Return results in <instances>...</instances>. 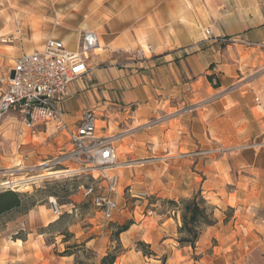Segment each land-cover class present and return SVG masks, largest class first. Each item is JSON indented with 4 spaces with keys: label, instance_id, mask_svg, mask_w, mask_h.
I'll return each instance as SVG.
<instances>
[{
    "label": "crops",
    "instance_id": "0c3cea01",
    "mask_svg": "<svg viewBox=\"0 0 264 264\" xmlns=\"http://www.w3.org/2000/svg\"><path fill=\"white\" fill-rule=\"evenodd\" d=\"M12 14L33 30L25 53L49 38L76 51L82 32L97 35L89 72L59 106L69 129L93 110L98 134L117 136V162L130 163L111 170L119 185L149 191L154 208L197 192L212 203L214 195L222 218L209 231L221 226L222 242H264V0H12ZM30 136L17 133L19 142ZM56 136L68 149L67 136ZM218 147L225 153L213 160ZM164 211L149 229L142 222L120 235L114 264H180L187 253L175 244L179 214ZM20 231L0 234V264H68L71 257L55 256L43 235ZM136 242L153 255L134 250Z\"/></svg>",
    "mask_w": 264,
    "mask_h": 264
},
{
    "label": "rangeland",
    "instance_id": "374dc122",
    "mask_svg": "<svg viewBox=\"0 0 264 264\" xmlns=\"http://www.w3.org/2000/svg\"><path fill=\"white\" fill-rule=\"evenodd\" d=\"M25 21L13 17L12 0H0V95L7 87L13 60L25 53L22 51L24 42L31 38L33 30L26 26ZM210 84L215 87L217 82L211 81ZM155 123V120H151L148 125ZM20 126L19 117L13 113H7L0 119V168L5 170L3 174H0V192L10 190L1 186L8 181L12 183V190L23 196L19 209L0 217L1 235L10 237L19 230H23L18 233L20 237H24L27 233L43 235L44 242L51 245V251L55 256L71 257L67 260L68 264H101L102 259L108 254L118 257L122 253L123 247L119 242L122 233L118 235V230L123 226H129V230L143 222L144 228L149 229V226L153 224L151 218H154L157 213H165L164 210H166L172 217L176 213L179 214L178 231L181 226V211L173 205H168L166 201L169 199L158 202L159 204L154 208L151 204H155L157 199L149 191L132 190V197L127 193V188L130 186L124 187L121 184L123 194L118 199L117 209L111 218L105 219L102 213L92 205L90 197H84L83 190L80 189L81 186L86 188L93 185L95 193H101L103 189L100 185H104L102 179L98 177L93 183L89 176L63 172L64 167L75 170L76 166L71 164L56 166L52 170L47 168L45 162L58 157L65 150L62 140L53 133V127L47 133H44L45 127H40L25 142L21 140V143L17 138ZM210 153L213 160H217L225 152L218 147ZM40 164L44 166L41 167ZM117 164V166H126L130 163L117 162ZM44 170L61 173L56 176H42L47 172ZM106 174L114 175L115 173L108 171ZM135 193H145L146 196L136 197ZM200 196L202 197L201 194ZM209 196L213 200L212 203H208L202 197L210 207L208 213L212 211V208L214 209L215 204H218L214 195ZM50 198L55 199L60 208L59 216L51 212L48 203ZM35 210L36 213L33 214ZM232 215L233 212L224 211V216L227 218ZM213 218L222 217L213 210ZM220 227L218 225L216 230L209 231L211 229L208 226L200 225L194 248L181 246L177 242L180 236L176 231L175 244L181 249L185 247L184 251L187 253L184 259L178 257L180 264H264L259 253L261 248L264 249V242L247 240L240 245L235 242H222ZM238 230L240 234L248 232L245 228H238ZM258 245L261 246L260 249H257ZM133 249L143 250L144 253L150 252L144 246H139L137 242L133 244ZM234 250L246 251L249 254L241 260H234L227 254L223 255L224 252L229 253Z\"/></svg>",
    "mask_w": 264,
    "mask_h": 264
},
{
    "label": "built area",
    "instance_id": "2783aa9c",
    "mask_svg": "<svg viewBox=\"0 0 264 264\" xmlns=\"http://www.w3.org/2000/svg\"><path fill=\"white\" fill-rule=\"evenodd\" d=\"M205 33L209 35L208 30ZM215 39L223 43L228 41L226 38ZM98 47L96 34L82 32L76 51L66 49L58 39L49 38L41 48L17 56L13 60L7 87L0 95V119L7 113L18 116L22 126L18 130L19 135L25 130L34 135L38 128L50 125L55 134L66 135L68 149L45 162L47 168L52 170L56 166L71 164L76 169L68 170L64 167L63 172L89 176L93 183L100 177L104 183L100 185L103 189L101 193H95L93 185L86 188L81 186L80 189L83 190L84 197H90L92 205L104 218L109 219L116 211L118 199L123 194L117 176L106 174L118 165L114 146L117 136L98 134L97 114L93 110L85 111L74 129H69L61 118L59 106L67 87L89 72V55ZM140 52L135 55L139 56ZM4 171L0 168V174ZM1 186L12 190V183L8 181ZM127 193L133 195L130 187L127 188ZM135 195L140 198L146 196L145 193ZM48 203L53 215L59 216L60 208L55 199H48Z\"/></svg>",
    "mask_w": 264,
    "mask_h": 264
},
{
    "label": "trees",
    "instance_id": "16d2710c",
    "mask_svg": "<svg viewBox=\"0 0 264 264\" xmlns=\"http://www.w3.org/2000/svg\"><path fill=\"white\" fill-rule=\"evenodd\" d=\"M23 196L13 190H5L0 192V217L12 210L19 209L22 205ZM168 205H173L177 210L181 211V226L178 228V235L180 238L177 242L181 246H189L194 248V244L198 239V228L200 225L213 226L215 219L213 218V208L208 213L209 205L200 196V194H194L189 198H181L177 201L167 200ZM129 226H123L119 228L118 235L127 231ZM139 246H147L142 243H137ZM148 249V248H147ZM143 255H153L151 252L144 253L143 250H139ZM63 256V255H62ZM71 256V255H69ZM117 256L114 254H108L102 259L101 264H114Z\"/></svg>",
    "mask_w": 264,
    "mask_h": 264
},
{
    "label": "bare ground",
    "instance_id": "6f19581e",
    "mask_svg": "<svg viewBox=\"0 0 264 264\" xmlns=\"http://www.w3.org/2000/svg\"><path fill=\"white\" fill-rule=\"evenodd\" d=\"M99 124H100V122H99ZM98 125V124H97ZM99 126V125H98ZM100 126H102V124L100 125ZM39 166H44V165H42V164H40ZM44 171H47L44 175H42V176H56V175H58V174H60L61 172H53V171H48V170H44ZM63 173V172H62ZM40 177V176H39ZM35 178V177H34ZM33 178V179H34ZM24 181V180H23ZM15 182V181H14ZM17 182V181H16Z\"/></svg>",
    "mask_w": 264,
    "mask_h": 264
}]
</instances>
